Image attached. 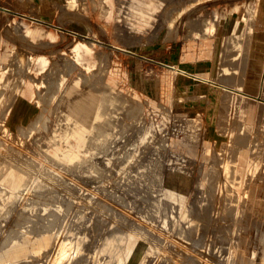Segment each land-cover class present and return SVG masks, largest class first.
<instances>
[{
	"label": "rangeland",
	"instance_id": "374dc122",
	"mask_svg": "<svg viewBox=\"0 0 264 264\" xmlns=\"http://www.w3.org/2000/svg\"><path fill=\"white\" fill-rule=\"evenodd\" d=\"M263 15L0 0V264H264Z\"/></svg>",
	"mask_w": 264,
	"mask_h": 264
},
{
	"label": "bare ground",
	"instance_id": "6f19581e",
	"mask_svg": "<svg viewBox=\"0 0 264 264\" xmlns=\"http://www.w3.org/2000/svg\"><path fill=\"white\" fill-rule=\"evenodd\" d=\"M251 9V8H250ZM253 12V11H252ZM252 14V13H251ZM246 15L248 16V14H247V12H246ZM264 16V15H263ZM248 18V17H247ZM260 18V17H259ZM259 18H257V19H259ZM251 20V19H250ZM249 20V21H250ZM253 21H254V19H253ZM251 23V22H250ZM250 25V24H249ZM239 26H242V23L239 25ZM251 26V25H250ZM244 27V26H243ZM242 27V28H243ZM249 28V27H248ZM244 30H242V32H243ZM249 31V30H248ZM239 33V32H238ZM234 34V33H233ZM234 35H236V34H234ZM239 34H237V36H238ZM242 35V34H241ZM228 36H230V34L228 35ZM240 36V35H239ZM259 38V37H258ZM237 40H239V39H237ZM255 42H256V39L254 40ZM257 41H258V39H257ZM230 42V41H229ZM243 42V41H242ZM252 42V41H251ZM234 44V43H233ZM238 44V42L236 43V45ZM256 44V43H255ZM239 45V44H238ZM251 45V44H250ZM261 45V44H260ZM254 47H255V45H253ZM236 48V47H235ZM238 48H240V47H238ZM237 48V49H238ZM264 48V47H263ZM254 49V48H253ZM260 51H261V49H260ZM263 51V50H262ZM253 52V51H252ZM252 54V53H251ZM251 57V56H250ZM255 57H256V55H255ZM253 58V57H252ZM251 60V59H250ZM249 61V60H248ZM254 62V61H253ZM248 64H249V62H248ZM253 64H255V63H253ZM244 65V64H243ZM259 65V64H258ZM257 65V66H258ZM250 66V65H249ZM252 66V65H251ZM260 66V65H259ZM263 67H264V65H262ZM251 68V67H250ZM263 70V68L260 66V68H259V72L260 71H262ZM8 74V73H7ZM9 77V76H8ZM0 78H1V76H0ZM10 78V77H9ZM2 79H4V83H7V81H5V79H8V78H5V77H2ZM9 80V79H8ZM61 80V79H60ZM257 84V83H256ZM20 86V85H19ZM260 86V85H259ZM19 88V87H18ZM263 90H264V88H263ZM230 92V91H229ZM233 92V91H232ZM230 94V93H229ZM75 96L74 97H80V96H82V95H79V96H77V93L76 94H74ZM231 95V94H230ZM240 96V95H239ZM244 97V96H243ZM70 99H73V98H70ZM248 99V97L246 98V100ZM108 100H109V98H107V97H105L104 95H103V97H102V107H103V110L105 109V105L107 104V103H109L108 102ZM111 104V103H110ZM99 105V104H98ZM10 107H11V105H10ZM33 107V106H32ZM264 108V107H263ZM109 109V108H108ZM111 109V108H110ZM70 110V109H69ZM97 110H98V108H97ZM72 111V110H71ZM113 111V110H112ZM73 113V112H72ZM81 112H79V114H80ZM113 113H115V112H113ZM75 114V113H74ZM78 114V113H77ZM82 114V113H81ZM106 114V113H105ZM77 116V115H76ZM79 116V115H78ZM74 117V116H73ZM83 117V116H82ZM85 117V116H84ZM113 117V116H112ZM78 118V117H77ZM86 119V118H85ZM110 118L109 117H107V119H106V122H109L108 120H109ZM113 119H114V117H113ZM110 121H112V120H110ZM92 123V122H91ZM6 125V124H5ZM87 125V124H86ZM104 123H100V126L99 127H101L100 129H99V134H101V132H103L104 131ZM89 127V126H88ZM2 128V127H1ZM10 130V129H9ZM6 133V132H5ZM7 135H8V133H7ZM9 135H10V133H9ZM22 142V141H21ZM238 156V155H237ZM230 159V158H229ZM229 159H227V160H229ZM237 160H238V158H237ZM237 160H233L234 162H236ZM229 162V161H228ZM82 164V163H81ZM236 164V163H235ZM228 165V164H227ZM232 165V164H231ZM233 166H235V165H233ZM7 167H9V166H7ZM232 167V166H231ZM230 167V168H231ZM228 168V167H227ZM229 168V169H230ZM7 170V169H6ZM231 170V169H230ZM3 172V171H2ZM6 172V171H5ZM215 174V173H214ZM20 177V176H19ZM238 177V176H237ZM224 183V182H223ZM249 184V183H248ZM4 189V188H3ZM1 190H2V187H1ZM6 191V190H5ZM248 192V191H247ZM261 193V192H260ZM208 208V207H207ZM232 208V207H231ZM205 210V209H204ZM55 215V214H54ZM52 216V215H51ZM50 216V217H51ZM54 217V216H53ZM52 218V217H51ZM230 218V217H229ZM231 224V223H230ZM129 225V224H128ZM181 230V229H180ZM254 231V230H253ZM196 234V233H195ZM220 244V243H219ZM227 245V244H226ZM53 248V247H52ZM241 258V257H240ZM239 260V259H238ZM200 262V261H199ZM234 262V261H233ZM238 264V263H237ZM241 264V263H240Z\"/></svg>",
	"mask_w": 264,
	"mask_h": 264
},
{
	"label": "crops",
	"instance_id": "0c3cea01",
	"mask_svg": "<svg viewBox=\"0 0 264 264\" xmlns=\"http://www.w3.org/2000/svg\"><path fill=\"white\" fill-rule=\"evenodd\" d=\"M25 101V100H24Z\"/></svg>",
	"mask_w": 264,
	"mask_h": 264
}]
</instances>
